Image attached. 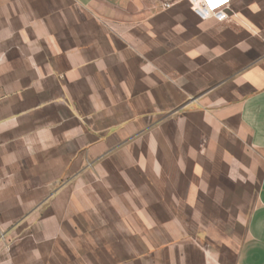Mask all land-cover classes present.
<instances>
[{
	"label": "crops",
	"instance_id": "0c3cea01",
	"mask_svg": "<svg viewBox=\"0 0 264 264\" xmlns=\"http://www.w3.org/2000/svg\"><path fill=\"white\" fill-rule=\"evenodd\" d=\"M167 158L185 194L252 182L234 248L142 211L168 202L119 199L118 177L141 192L140 163ZM0 264H264V0L224 19L187 0H0Z\"/></svg>",
	"mask_w": 264,
	"mask_h": 264
},
{
	"label": "rangeland",
	"instance_id": "374dc122",
	"mask_svg": "<svg viewBox=\"0 0 264 264\" xmlns=\"http://www.w3.org/2000/svg\"><path fill=\"white\" fill-rule=\"evenodd\" d=\"M180 114L174 111L161 120H168L172 117L177 119V117H181L178 116ZM174 136H176L175 132ZM158 147L159 153L167 151L165 146L159 145ZM172 148L176 149V146L171 147L169 152H171ZM136 163L130 161L126 162L125 165L127 169L132 167L139 168L140 165ZM152 163L149 161H142L140 163L141 192H139V184L136 183L138 181L137 176L135 177L136 174H133V172H129V176L118 177V182L116 183L120 185L125 184L121 187L127 191L123 194H118L119 199L125 196L126 200H137L143 204L150 201H158L161 204L168 202L169 206L172 207L167 209L148 208L142 209V211H157L159 212V216L162 215L161 217L166 215L184 217L189 222V224H185V232L204 234L206 241L203 240L201 243L206 245L215 243L216 245L234 248L240 242L244 235L247 217L256 199L254 186L249 179L231 178L223 175L221 186L216 191L185 194V190L182 191L185 188L182 187L185 186V171H182L179 175L175 174L173 177L162 175L165 172L164 169L171 168L173 164L175 165L176 161L169 160L168 158L159 159L157 162L158 168H163V170L158 175L152 173L150 169ZM174 168H178L177 165ZM222 171L223 174L226 173L224 162H222ZM188 199L193 205L199 202L198 204H205L206 207L185 208V200ZM127 211L134 212V210ZM210 238H215L216 240H209Z\"/></svg>",
	"mask_w": 264,
	"mask_h": 264
},
{
	"label": "built area",
	"instance_id": "2783aa9c",
	"mask_svg": "<svg viewBox=\"0 0 264 264\" xmlns=\"http://www.w3.org/2000/svg\"><path fill=\"white\" fill-rule=\"evenodd\" d=\"M190 7L202 17H214L224 19L227 16V10L232 0H215V5L209 0H187ZM166 6H169L166 3Z\"/></svg>",
	"mask_w": 264,
	"mask_h": 264
},
{
	"label": "snow or ice",
	"instance_id": "6c2138e0",
	"mask_svg": "<svg viewBox=\"0 0 264 264\" xmlns=\"http://www.w3.org/2000/svg\"><path fill=\"white\" fill-rule=\"evenodd\" d=\"M209 2L215 5V0H209Z\"/></svg>",
	"mask_w": 264,
	"mask_h": 264
}]
</instances>
